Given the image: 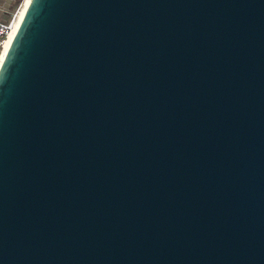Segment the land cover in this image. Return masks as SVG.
I'll use <instances>...</instances> for the list:
<instances>
[{"label": "water", "instance_id": "obj_1", "mask_svg": "<svg viewBox=\"0 0 264 264\" xmlns=\"http://www.w3.org/2000/svg\"><path fill=\"white\" fill-rule=\"evenodd\" d=\"M0 264H264V0H30Z\"/></svg>", "mask_w": 264, "mask_h": 264}, {"label": "built area", "instance_id": "obj_2", "mask_svg": "<svg viewBox=\"0 0 264 264\" xmlns=\"http://www.w3.org/2000/svg\"><path fill=\"white\" fill-rule=\"evenodd\" d=\"M20 7L15 12H7L3 9L2 0H0V64L3 61L2 57L4 56L5 47L13 32L15 23L18 18ZM6 16H8L6 19L1 18Z\"/></svg>", "mask_w": 264, "mask_h": 264}, {"label": "bare ground", "instance_id": "obj_3", "mask_svg": "<svg viewBox=\"0 0 264 264\" xmlns=\"http://www.w3.org/2000/svg\"><path fill=\"white\" fill-rule=\"evenodd\" d=\"M29 3H30V0H24L23 3H22V5H21V7H20L17 21L15 23V26H14L13 32H12V34L10 36V39H9V41L6 44L5 52H4V56L2 57V60L4 59V57H5L8 49L10 47V44H11L13 38H14V35H15L16 31L18 30L19 24H20V22H21V20L23 18V15H24V13L26 11V8L29 5ZM1 64H2V62H1ZM1 64H0V67H1Z\"/></svg>", "mask_w": 264, "mask_h": 264}, {"label": "rangeland", "instance_id": "obj_4", "mask_svg": "<svg viewBox=\"0 0 264 264\" xmlns=\"http://www.w3.org/2000/svg\"><path fill=\"white\" fill-rule=\"evenodd\" d=\"M24 0H2V7L7 12H15L19 9ZM6 17H1L2 19H6Z\"/></svg>", "mask_w": 264, "mask_h": 264}]
</instances>
